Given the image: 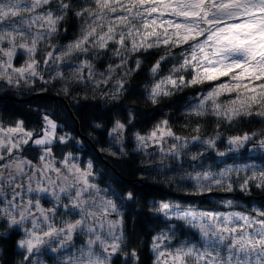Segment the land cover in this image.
<instances>
[{
  "label": "snow or ice",
  "instance_id": "1",
  "mask_svg": "<svg viewBox=\"0 0 264 264\" xmlns=\"http://www.w3.org/2000/svg\"><path fill=\"white\" fill-rule=\"evenodd\" d=\"M73 19L74 38L57 43ZM145 60L153 61V105L197 90L181 98L187 103L179 110L194 134L180 135L167 115L141 133L129 113L107 128L100 151L126 157L130 137L134 152L157 157L141 164H155L169 180L181 173L178 190L186 195L233 194L217 198L224 211L159 202L166 223L152 237L154 264H264V200L234 195L264 196V164L221 160L214 171L205 155L228 157L250 144L264 152V0H0V83L8 88L36 91L39 83L43 93L58 84L57 95L91 90L116 99ZM209 119L216 131L202 137ZM41 121L36 131L24 119L0 120V238L22 234L19 264H46L45 256L52 264H139L124 230L133 192L101 187L93 159L68 151L74 138L58 134L61 125L49 113ZM257 124L241 134L220 131ZM32 148L35 160L25 155Z\"/></svg>",
  "mask_w": 264,
  "mask_h": 264
},
{
  "label": "trees",
  "instance_id": "2",
  "mask_svg": "<svg viewBox=\"0 0 264 264\" xmlns=\"http://www.w3.org/2000/svg\"><path fill=\"white\" fill-rule=\"evenodd\" d=\"M68 32L62 34L57 43L64 44L67 40L73 39L76 33V21L70 20L67 25ZM152 60H145L142 70L136 73L126 84V91L116 97L108 99L102 96L100 92L91 90L77 91L73 89L71 96L57 95L60 91L59 85H49V91L39 92L40 84L37 83L36 91L32 89H12L0 83V120L5 124L11 123L16 119H24L25 126L29 130L38 131L42 121L41 114L49 113L59 125L58 134L67 133L74 138L67 146L68 151L81 156L84 159H93L94 168L97 173L98 181L101 187L111 185L121 194L131 191L134 194V200L125 201L124 212V230L128 249H135L139 256V264H154V253L150 250L153 235L165 227V219L156 210V205L161 201L179 202L182 207L192 205L200 210H218L224 211L216 203L217 198L224 196L225 193L213 192L212 196H191L186 195L183 191L178 190L182 183L178 177L179 171L174 173L176 179L169 180L165 173L156 170V165L151 166L141 164L143 160L155 161L157 157L151 158L144 156L142 153L133 151L134 142L129 137L126 140L128 155L112 156L107 151H100L107 148L106 130L115 119L126 122L128 114L135 116V131L144 133L152 128L164 116H170V123L180 135H193L189 128H185V119L180 115V109L186 99L182 97L191 96L196 89L188 88L178 93L171 99H165L158 105H153L147 99V91L152 83V77L148 74V68ZM24 59L17 57L15 64L20 66ZM101 65L98 64L97 67ZM162 74H167L164 69ZM38 94H49L60 97L65 100L68 107L61 100L50 97H34ZM87 96V99L84 97ZM102 123L103 129H94L93 125ZM259 129V125H244L237 128H228L221 126L222 137L241 134L244 131ZM215 124L211 119L202 123L200 135L207 137L213 135ZM83 141V145L75 143ZM99 141V143H97ZM64 147V146H61ZM220 150H225L226 142L218 141ZM252 148L250 144L238 154H229L228 157H218L214 152L206 153L208 165L212 166L214 171L218 170L215 165L221 160H226L228 164H246L257 163L264 164V152ZM102 158L99 156L98 152ZM57 155H59V150ZM29 159L35 160L38 155V149L32 148L25 152ZM231 157H235L234 159ZM108 162L109 165H106ZM223 166V165H221ZM187 167V163L185 164ZM233 195V194H231ZM240 200L247 203L249 200L262 201L264 196L253 193L252 197L242 196L235 193ZM170 223V222H169ZM179 223V222H176ZM2 230V229H0ZM21 238V233L9 231L7 238H0V264H19L22 260L21 249L16 247V242ZM114 264L119 262L114 258Z\"/></svg>",
  "mask_w": 264,
  "mask_h": 264
},
{
  "label": "water",
  "instance_id": "3",
  "mask_svg": "<svg viewBox=\"0 0 264 264\" xmlns=\"http://www.w3.org/2000/svg\"><path fill=\"white\" fill-rule=\"evenodd\" d=\"M39 96H41V97H50V98H52V99L61 100V101H63V102L65 103L66 107L69 108L68 105H67V103L65 102V100L62 99V98H60V97L51 96V95H49V94H38V95H35L34 97H39ZM96 151H97V150H96ZM97 152H98V151H97ZM98 154H99V156L102 158V156H101V154H100L99 152H98ZM105 163H106V165H109L108 162H105Z\"/></svg>",
  "mask_w": 264,
  "mask_h": 264
},
{
  "label": "rangeland",
  "instance_id": "4",
  "mask_svg": "<svg viewBox=\"0 0 264 264\" xmlns=\"http://www.w3.org/2000/svg\"><path fill=\"white\" fill-rule=\"evenodd\" d=\"M149 151H153V149H149ZM254 164H257V163H254ZM257 165H259V164H257ZM208 195L211 197L212 193L211 194H206V196H208ZM224 195H231V194H224ZM44 203H45V206H48L46 202H44ZM21 236H22V234H21ZM42 259L46 262V264H52V261L47 256L42 257Z\"/></svg>",
  "mask_w": 264,
  "mask_h": 264
}]
</instances>
